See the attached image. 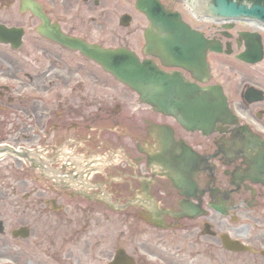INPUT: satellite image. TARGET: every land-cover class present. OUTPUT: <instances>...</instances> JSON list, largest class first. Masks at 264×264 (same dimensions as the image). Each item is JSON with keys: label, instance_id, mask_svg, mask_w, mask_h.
<instances>
[{"label": "flooded vegetation", "instance_id": "flooded-vegetation-1", "mask_svg": "<svg viewBox=\"0 0 264 264\" xmlns=\"http://www.w3.org/2000/svg\"><path fill=\"white\" fill-rule=\"evenodd\" d=\"M135 2L0 0V144L34 161L0 160V264H264V54L239 58L252 25L190 23L220 48L200 86H220L231 114L187 127L81 49L197 84L144 53Z\"/></svg>", "mask_w": 264, "mask_h": 264}, {"label": "water", "instance_id": "water-1", "mask_svg": "<svg viewBox=\"0 0 264 264\" xmlns=\"http://www.w3.org/2000/svg\"><path fill=\"white\" fill-rule=\"evenodd\" d=\"M136 6L150 20L145 34L149 53L159 57L164 64L180 66L198 77L206 67L199 55L200 38L188 31V26L181 21L178 13L164 9L157 0H137ZM203 7L208 13L220 18L245 17L264 22V0H204ZM252 45L253 50L249 49ZM252 45L249 43L246 52L240 57L259 55L260 45ZM210 49L215 50L212 47ZM82 50L137 91L140 98L155 110L174 116L184 126L203 127L206 121L211 120L210 113L213 115L215 111L223 109L220 104L211 107L215 89L198 88L199 95L194 94L195 87L185 83L180 74H165L147 61L133 64L129 53L122 50L92 52L87 46H83ZM115 59L119 60L114 63Z\"/></svg>", "mask_w": 264, "mask_h": 264}, {"label": "rangeland", "instance_id": "rangeland-1", "mask_svg": "<svg viewBox=\"0 0 264 264\" xmlns=\"http://www.w3.org/2000/svg\"><path fill=\"white\" fill-rule=\"evenodd\" d=\"M105 90V91H104ZM103 94H104V98H105V100H107V101H109L110 100V97H109V95H107L108 94V90L107 89H105V88H103ZM28 130H30L29 128H27V129H24V131H23V134L24 135H28V134H31L32 132L31 131H28ZM6 131V130H5ZM2 165H5V167L7 166L6 164H2ZM2 167H0V170L2 171ZM5 171V170H4ZM6 173H7V175L8 176H6V182H12L13 181V178H15V176H16V174L14 173V171H12V170H10V169H6ZM9 176H11V177H9ZM12 184H13V182H12ZM25 188V187H24ZM11 209H13L12 208V206H7L6 207V211H9V210H11ZM4 211H5V209H4Z\"/></svg>", "mask_w": 264, "mask_h": 264}]
</instances>
